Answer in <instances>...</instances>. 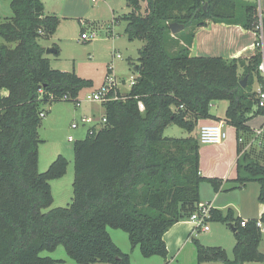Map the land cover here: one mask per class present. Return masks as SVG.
I'll return each mask as SVG.
<instances>
[{"label":"trees","instance_id":"1","mask_svg":"<svg viewBox=\"0 0 264 264\" xmlns=\"http://www.w3.org/2000/svg\"><path fill=\"white\" fill-rule=\"evenodd\" d=\"M8 1L12 15L0 21L5 43L0 44V264H61L42 255L58 246L78 264H131L108 228L126 233L143 258L166 259L163 236L201 203L200 184L216 192L222 185L200 174V143L192 135L198 120L223 121L238 134L248 131L252 115H264L252 90L254 77L262 78L257 69L261 53L246 64L238 58L192 56L194 33L209 23L261 31L264 53V16L243 0H126L128 12L117 19L125 22L129 41L143 43L134 85L122 99L103 105L104 126L87 129L85 139L74 144L71 203L44 212L53 202L49 182L64 176L68 163L57 156L44 173L38 172L40 115L64 96L76 101L92 82L51 68L40 41L55 33L60 20L44 14L41 0ZM172 23L184 29L172 35ZM218 101L227 102L221 119L210 115L211 104ZM170 125L188 137L164 136ZM244 171L249 178L234 182H257L258 202L264 204V163L249 161ZM210 212L209 221L234 229L233 259L220 247L193 240L198 263H264L256 226L257 221L264 224V214L242 221L231 210Z\"/></svg>","mask_w":264,"mask_h":264},{"label":"rangeland","instance_id":"2","mask_svg":"<svg viewBox=\"0 0 264 264\" xmlns=\"http://www.w3.org/2000/svg\"><path fill=\"white\" fill-rule=\"evenodd\" d=\"M243 1L256 6L258 17L264 16V0ZM41 2L45 7V15H55L60 20L55 33L49 38L40 41L41 46L45 49L57 47L59 50L57 55L45 54L51 68L62 72L73 71L79 77L92 82L91 87L85 88L80 92L78 97L79 107L76 106V103L68 101H61L44 107L45 113L38 129L39 139L42 143L38 146L37 170L39 173H44L57 156H62L68 163L65 175L49 182L53 202L49 208L44 210V212H48L52 209L67 207L71 203L73 196L72 184L74 181L73 147L77 141L85 139L87 129L89 128V125L81 123V118L85 116L93 118L95 116L98 119L97 117H101L103 113V109L99 104H91L86 100V97L101 87L105 82L108 70H110L109 76L112 75L116 78L120 92L126 95L125 93H128L130 90L129 78L136 75L133 69L137 65L138 50L143 43L136 40L129 41L124 34L125 22L122 19L115 20L128 12L126 0H98L96 3H91L88 0H41ZM11 15L10 2L8 0H0V19L9 18ZM82 29L88 34L93 33L95 37L82 41L80 39ZM185 31L189 32L190 28ZM2 43L5 44L0 38V44ZM7 45L11 48L15 46V44ZM254 54H259V50L256 49ZM117 55L120 57L118 58ZM238 59L246 64L249 58L238 57ZM260 77L262 78L254 77L255 92L259 90L264 91V76L260 74ZM216 104L219 106L216 109V113L223 116L227 102L218 101ZM73 123L78 124L76 129L71 128V124ZM230 127L232 126L226 125L225 127L226 139L223 143H226V145L224 146V150H217L213 154L214 158H219L220 156V158L224 157L225 160L231 158L235 161L237 140L234 137L233 143L232 141H230L231 143H227L229 141L228 130ZM247 127L248 131L238 133L243 140L241 146L245 148L252 142L253 149L257 150V146L261 145L260 150L262 154L255 158L254 150L246 148V159L258 161L262 159L260 161H264V115H252L247 122ZM257 130H261L259 135H256ZM193 135L195 138H198L199 132H195ZM164 136L186 138L188 137V133L175 125H170L164 131ZM69 137L73 138L72 142L68 141ZM209 146L216 147L214 145L199 144V170L200 151L204 152L203 148ZM202 157L204 160L205 154ZM207 163L208 165L211 164L210 157H208ZM239 163L243 164L244 161L240 159ZM255 184V188H257L258 185L256 182ZM200 193L202 200L209 199L208 196L213 193V188L208 183H201ZM237 197L240 198V194L233 191L230 185L226 186L224 191H222V200L232 198L236 200ZM207 226L209 232L199 230L197 233L198 238L201 241H206V243H214L210 247H221L225 251L226 258L232 260V249L235 241L229 225L209 221ZM107 231L114 244L123 253L129 255L131 264H153L142 257L138 248H131L126 233L111 228H108ZM258 247L264 253V235L261 236ZM42 255L58 259L61 261V264H78L67 256L62 246H58L51 253L42 252Z\"/></svg>","mask_w":264,"mask_h":264},{"label":"crops","instance_id":"3","mask_svg":"<svg viewBox=\"0 0 264 264\" xmlns=\"http://www.w3.org/2000/svg\"><path fill=\"white\" fill-rule=\"evenodd\" d=\"M1 20L3 19H0V21ZM115 20L118 21V19ZM81 31L83 32V29ZM259 36H260L259 31L243 30L238 25L209 23L208 25L199 28L195 31L190 53L192 56L219 57L225 60H231L238 57L250 58L254 55L256 49L258 50V48L256 47V42ZM254 84L255 83L253 81L252 90H254ZM2 93L6 95V92H2ZM217 108H219V106L216 104V102H213L210 106V115L218 119H221L223 118L224 114L223 116L218 115L216 113ZM217 121L218 120H213V119H200L197 122L195 132H199V128L201 126L212 125L215 124ZM226 125L227 124H224V130ZM260 133L261 130L256 131V135H259ZM234 137L237 140L235 147V153H236L235 161L234 159L232 160L231 158L225 160L224 157L220 158V156L219 158H214L213 154L217 150L220 151L224 150V146L226 145V143L223 142L219 145H214L216 147L209 146L203 148L205 153L202 150L200 151L201 176H206L209 178H214L222 181V185H221L222 190L220 189L219 192L213 190V193L210 196H208L209 199H205V200L201 199V193H200V201L201 203H208L211 208L221 211L223 215H225L228 210H231L233 216L239 218L242 221L258 220L260 216L264 214V204H260L258 202V194L260 189L259 184L256 182L258 187L255 188L256 185L255 181L251 180L245 182L242 185H237L236 182H234V180H236L238 177L249 178V175L244 171V166L249 161H257L260 163H264V161H260L262 159H260L259 161L253 159L250 160L246 159V151H245L246 148H248V150H254L253 152L256 158L258 156H261L262 154V151L260 150L261 145L257 146L258 148L256 150L255 148L253 149L252 142H250L245 148H243L241 146L243 142L242 138L239 136V134L238 135L236 134L234 128L230 127V129L228 130L229 141L227 143H231L230 141H232L233 143ZM237 142H238V147H237ZM204 154L205 157L203 160L202 156ZM208 157L211 158L210 165H208L207 163ZM240 159L244 161L243 164L239 163ZM238 165H239V170H238ZM229 185L232 188L237 185V187H235L233 191L238 192L240 194V198L237 197L236 200L233 198L226 200L221 199L222 191H224V188ZM230 229H231V234L234 238L233 235L234 232L232 231L231 227ZM205 232H209V229L208 231ZM197 233H194V225L190 221V217H186L180 220L178 223L174 224L163 236V240L165 242L167 249L166 259H162L159 257H151L148 258L147 260L151 261V263L153 264H223L219 262H203V263L197 262L196 248L195 245L193 244V240H197L204 247H210L211 245L214 244V243H206V241L203 240L201 241V239L198 238ZM134 249H136V247ZM260 252L262 253L263 251ZM252 263L264 264V263H255V262Z\"/></svg>","mask_w":264,"mask_h":264},{"label":"built area","instance_id":"4","mask_svg":"<svg viewBox=\"0 0 264 264\" xmlns=\"http://www.w3.org/2000/svg\"><path fill=\"white\" fill-rule=\"evenodd\" d=\"M88 1H90L91 3H96L98 0H88ZM94 37L95 36L93 33L88 34L84 30L80 34V39L82 41H87ZM256 47L261 53V59L257 69L259 73L264 76V53H263V38L261 31H260V36L258 37V40L256 42ZM117 57L119 58L120 56L117 55ZM134 78L135 76L129 78L130 79L129 88H131L134 85ZM121 96L124 95L120 93L115 77L112 75L111 76L108 75L105 82L101 85V87L98 90L94 91L92 94L88 95L86 97V100L91 104H99L103 109L104 104L122 99ZM257 98H258V107L264 108V91L259 90L257 92ZM62 100L67 101L68 97L64 96ZM74 103H76V106L79 107L80 105L79 99L74 101ZM137 108L140 112L144 111V106L142 102L140 101L137 102ZM40 116L43 117L44 113H42ZM97 118L98 119H96L95 116H93V118L85 116L81 118V123L89 125V128L98 129L105 125L106 119L103 116V113L101 117H97ZM224 124L225 123L223 121H217L215 124L212 125L201 126L199 128V136H198L199 143L201 145L221 144L226 139ZM77 127L78 124L76 123L71 124L72 129H76ZM68 141L72 142L73 138L69 137ZM211 209L212 208L208 203H199L196 205L194 213L190 216V221L194 225V233H197L199 230L208 231L207 223L209 222V219L211 217V212H210ZM242 225H244V222H242ZM256 226L259 229L260 234L264 235V224H262L260 221H257Z\"/></svg>","mask_w":264,"mask_h":264},{"label":"water","instance_id":"5","mask_svg":"<svg viewBox=\"0 0 264 264\" xmlns=\"http://www.w3.org/2000/svg\"><path fill=\"white\" fill-rule=\"evenodd\" d=\"M204 9H206V6H204ZM169 28H170L171 34L172 35H175V34L181 32L184 29V26L183 25H180V24H177V23H172V24H170ZM45 54H47V55L48 54H56V49L54 47L45 49ZM133 70H134V72L136 74H138V72H139V66H135ZM245 83H246V78H244L241 81V86L242 87H245ZM232 231L234 232V229H232Z\"/></svg>","mask_w":264,"mask_h":264}]
</instances>
